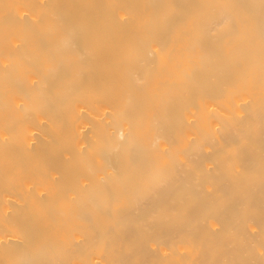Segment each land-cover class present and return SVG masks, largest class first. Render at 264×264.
<instances>
[{
  "label": "bare ground",
  "instance_id": "6f19581e",
  "mask_svg": "<svg viewBox=\"0 0 264 264\" xmlns=\"http://www.w3.org/2000/svg\"><path fill=\"white\" fill-rule=\"evenodd\" d=\"M33 1L0 3V264H264V0Z\"/></svg>",
  "mask_w": 264,
  "mask_h": 264
},
{
  "label": "rangeland",
  "instance_id": "374dc122",
  "mask_svg": "<svg viewBox=\"0 0 264 264\" xmlns=\"http://www.w3.org/2000/svg\"><path fill=\"white\" fill-rule=\"evenodd\" d=\"M24 1H26V2H24ZM18 2H20V5H19V3ZM0 3L1 4H7V5H12V10H15V9H17V10H19L20 11V9H22L20 12H24L25 10H23V9H26V11L25 12H27V10H30V11H32V12H35L36 10H35V8H34V3H35V1H31V0H0ZM23 3V4H22ZM17 4V5H16ZM19 5V9H18V6ZM23 6V8H20V7H22ZM27 7V8H26ZM6 8H8V7H6ZM6 8H4V9H6ZM8 9H10L11 10V7L10 8H8ZM16 11V10H15ZM19 11H17V12H19ZM29 11V12H30Z\"/></svg>",
  "mask_w": 264,
  "mask_h": 264
}]
</instances>
